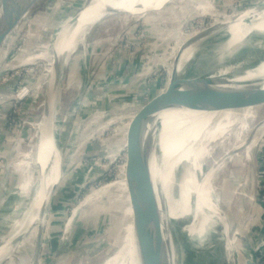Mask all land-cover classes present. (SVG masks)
<instances>
[{
    "label": "rangeland",
    "instance_id": "obj_1",
    "mask_svg": "<svg viewBox=\"0 0 264 264\" xmlns=\"http://www.w3.org/2000/svg\"><path fill=\"white\" fill-rule=\"evenodd\" d=\"M90 1L36 0L7 32L2 42H7V47H0V242L22 219L35 182L38 184L34 158L43 122L50 125L61 151V174L54 196L67 204L54 217L48 216L51 203L47 205L44 222L38 217L29 225L17 251L0 264H24L25 251L30 248L32 252L37 241L33 226L37 227L39 220L44 225L42 232L50 223L63 243L57 256L46 255L39 248L41 264H103L116 247L118 250L124 234L132 233L133 244L134 221L156 198L163 204L169 189L177 197L178 176L154 171L153 179L136 181L127 188L124 169L120 173L124 150L118 133L130 116L163 88L179 47L190 37L202 34L194 44L193 56L176 72L184 78L208 74L213 54L221 56L224 65L238 54L242 64L249 54L264 52L261 42L242 47L244 34L228 48L230 36L218 31L226 29L232 16L264 0L157 1L143 4L146 6L136 16L129 12L104 16L71 54L59 52L55 88L49 90L57 57L53 49L61 45L68 26ZM253 60L255 57L250 62ZM46 103L49 116L45 115ZM4 106L10 110L1 114ZM168 118L163 126L168 133L162 130L160 144L153 147V170L156 152L161 153L167 137L176 131L172 127L177 119L181 123L177 113H168ZM97 145L102 155L91 159ZM90 159L92 165L87 166ZM251 167L256 182L254 206L247 210L239 205L240 220H247L242 243H248L249 254L243 256L239 250L235 256L238 264H245V259L257 255L264 245V157L255 159L219 199L232 235L237 217L234 191ZM109 182L113 183L101 188ZM81 201L86 204L72 212ZM174 222L169 220L171 228Z\"/></svg>",
    "mask_w": 264,
    "mask_h": 264
},
{
    "label": "bare ground",
    "instance_id": "obj_2",
    "mask_svg": "<svg viewBox=\"0 0 264 264\" xmlns=\"http://www.w3.org/2000/svg\"><path fill=\"white\" fill-rule=\"evenodd\" d=\"M157 1L161 2L165 0H91L70 23L68 26L69 30L61 45L53 49L57 57L54 59L51 79L48 82L49 90L53 91V88H55V74L59 64V52L64 56L71 54L76 44L83 42V37L87 35L91 26L104 16L111 14L109 12L110 10L116 12H129L131 15L134 14V16H136L138 12L146 6H143V4L148 5L156 3ZM181 1L182 0H180V2ZM34 2H36V0H30L20 4L17 11L13 14L8 31L14 28L22 14ZM233 17L234 19L231 20L232 22L226 29L218 30L230 36L228 48L232 46V42L239 34H244L240 41L242 47L247 46L248 43L250 44L252 41L264 44V1L259 5L232 16V18ZM2 44L6 46L7 42ZM193 47L194 45L189 46L180 55L176 65L177 70L183 62L190 60L193 56ZM216 56V54L211 56L212 67L210 72L206 75L196 76L199 77V80L219 81L221 83L219 86L221 87H237L240 83L261 79L262 82H260V84L264 86V52L249 54L242 64L239 61V57L241 56L239 54L235 55L234 58L224 65L221 64L222 57L216 58ZM254 57L255 60L250 62L251 58ZM239 65H243L242 70L237 71ZM49 93L50 91L48 92L47 98L50 97ZM47 108H49V104L46 103L45 115L49 113V111L46 112ZM168 113H177L179 118L181 115V123L179 119H177L172 127L175 128L176 131L169 135L162 145L161 157L164 156L165 160L168 159L166 164L169 165L170 171L174 163L183 164L186 161L188 164L190 163V171H188L190 178H188V180L184 178L179 183V193L181 198L184 199L183 202L178 203L177 206H173L169 197L166 200L167 211L162 217L164 231H166V226L170 219L189 214L194 215V219L191 224L189 235L180 240L175 248L171 249L165 264H236L237 257H235V260L233 257L239 255V250L244 254L243 256H245L246 253L249 254L248 243H242L245 240L243 235L245 232L244 225L247 223V220L243 222L240 220L239 214L242 211L239 205L242 204V208L247 210L252 209L254 206L253 196L256 182L251 173L253 167L249 169L247 175L243 176L234 191V195L237 199V217L235 218L236 223L232 235L229 234V226L231 223L226 220L221 210L219 200L213 207L205 198V193L207 192L205 184L206 179L201 182L198 181L195 176V172L199 170V165L197 164L198 158L206 154L207 142L215 139L216 136L221 135L223 131L226 130L225 128L230 124V119L233 118L231 115L232 111L218 113H204L184 109L164 111L156 116L161 126L154 131L153 147H158L160 144L163 126L169 121ZM51 130L48 123L43 122V124H41L34 158L38 166V175L36 176V179H39L37 181L38 184L35 182L36 188H34V192L29 199L26 209L22 212V219L20 218L21 220H18L17 226L15 224L14 229L7 236L5 235L6 237L2 238L0 242V262L7 260L17 251L20 245L19 243L25 231L28 230L29 225L33 224L38 217H42L43 219L44 208H46L53 194L52 189L56 187L58 181L57 177L61 174V151L55 144ZM164 132L168 133L166 130H163V133ZM34 175L31 177L34 178ZM167 186L168 183H165V187ZM192 194L196 195L197 202L191 207L189 200ZM204 209L206 211L209 210L207 216L203 215ZM199 217L202 218H200L201 220L197 226L196 219ZM41 223L42 221L39 220V224ZM131 238V232L124 234L121 238V244L118 250L111 257L106 259L103 264H136L139 262L142 254L139 245H133ZM166 238L170 241L168 230ZM239 243H241V245H238ZM186 253L190 254V258L186 257ZM256 257L257 255L252 253L249 258L245 259V264H256Z\"/></svg>",
    "mask_w": 264,
    "mask_h": 264
},
{
    "label": "water",
    "instance_id": "obj_3",
    "mask_svg": "<svg viewBox=\"0 0 264 264\" xmlns=\"http://www.w3.org/2000/svg\"><path fill=\"white\" fill-rule=\"evenodd\" d=\"M28 1L30 0H0V47L7 35L13 14L21 3ZM109 12L125 13L114 10ZM201 36L202 34H198L190 37L179 47L172 61L170 77L168 78L167 75L163 88L132 114L121 132L118 133V135H122L120 139L123 140L124 150V160L120 173L124 169L127 188L136 181L153 179L154 171L157 174L162 171V173L169 171L170 176H178L176 183L177 197L174 198L172 190L169 189L168 194L166 193L163 199V204H160L156 198L134 221L132 227L133 245H139L142 254L140 261L136 264H165L175 243L189 235L194 219V215L190 214L170 219L175 221L174 226L171 228L168 222L166 231H164L162 217L167 211L166 200L169 197L173 206H177L178 203L184 201L179 193V183L184 178L186 180L190 178L188 173L190 163L188 164L187 161L186 164L174 163L170 171L164 156L161 157V153H158V151L154 161L155 168L152 169L153 134L161 126L156 117L158 114L176 109L204 113L232 111L233 118L230 119V124L225 128L226 130L221 135L216 136L215 139L207 142L206 154L199 157L197 161L199 170L195 172V176L201 182L206 179L207 192L205 198L213 207L220 199L222 192L235 183L240 173L255 159L264 157V86L260 84L261 79L240 83L237 87H221L219 81H201L196 76L189 78L177 76L176 65L180 55L186 48L193 46ZM101 155V147L97 145L90 158ZM91 159L87 166L92 165ZM80 173L83 174V172ZM112 183H106L101 188L110 186ZM55 188L52 191L55 192ZM54 192L47 204L51 203L50 210L47 211L49 217L57 216V212L67 206L66 203L57 201L58 197L57 195L54 196ZM90 196L91 201L93 193ZM84 200L85 198L82 201ZM82 201L72 209V212L86 204ZM196 202V195L192 194L189 200L190 206L192 207ZM208 214L209 210L204 209L203 215L207 216ZM200 218L202 217L196 219L197 226L201 220ZM42 221L44 222V217ZM43 222L37 227L36 225L33 226L37 229L35 235L37 241H32L34 246H32V252L29 250L30 248L25 251L24 264H41L38 254L39 248L41 250L43 248L45 254L49 256H57L63 250V243H59L57 232L50 223H45L46 226L44 232H42ZM167 230L170 241L166 238ZM44 240L46 241L44 242Z\"/></svg>",
    "mask_w": 264,
    "mask_h": 264
},
{
    "label": "built area",
    "instance_id": "obj_4",
    "mask_svg": "<svg viewBox=\"0 0 264 264\" xmlns=\"http://www.w3.org/2000/svg\"><path fill=\"white\" fill-rule=\"evenodd\" d=\"M256 264H264V245L260 247L257 253Z\"/></svg>",
    "mask_w": 264,
    "mask_h": 264
},
{
    "label": "trees",
    "instance_id": "obj_5",
    "mask_svg": "<svg viewBox=\"0 0 264 264\" xmlns=\"http://www.w3.org/2000/svg\"><path fill=\"white\" fill-rule=\"evenodd\" d=\"M9 107H7V106H4V107H2V109H1V114H5V113H8L9 112ZM95 149V148H94Z\"/></svg>",
    "mask_w": 264,
    "mask_h": 264
},
{
    "label": "crops",
    "instance_id": "obj_6",
    "mask_svg": "<svg viewBox=\"0 0 264 264\" xmlns=\"http://www.w3.org/2000/svg\"><path fill=\"white\" fill-rule=\"evenodd\" d=\"M234 257H235V256H234ZM234 257H233V258H234ZM236 264H238V262H237Z\"/></svg>",
    "mask_w": 264,
    "mask_h": 264
}]
</instances>
